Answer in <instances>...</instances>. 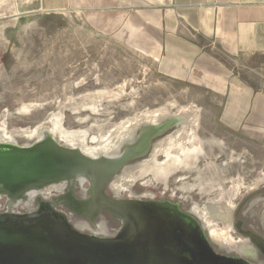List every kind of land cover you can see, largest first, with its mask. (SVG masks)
I'll use <instances>...</instances> for the list:
<instances>
[{"label":"rangeland","instance_id":"obj_1","mask_svg":"<svg viewBox=\"0 0 264 264\" xmlns=\"http://www.w3.org/2000/svg\"><path fill=\"white\" fill-rule=\"evenodd\" d=\"M1 3L0 124L5 122L7 132L31 128L61 113L65 129L91 127L86 144L100 146L116 137L122 120L141 111L171 103L174 111L192 106L198 112L195 136L201 156L191 161V168H179L166 180L151 175L139 179L133 191L155 195L141 200L170 201L189 211L195 204L220 216L218 210L233 206V238L243 239L235 229L236 221L244 230L252 227L264 234V138L257 139L246 130H229L219 121L223 108L209 102L211 93L157 73L155 62L125 40L122 30L98 32L83 25L79 17L60 12L5 18L17 12L12 11L11 0ZM45 103L50 105L40 106L31 115L20 112L23 106L36 108ZM16 141L19 146L33 142ZM86 188V184L72 187L57 197L75 198ZM121 198L131 199L127 193ZM7 203L6 196L0 195V212ZM64 209L73 221L78 220L76 212ZM99 222H106L109 233L118 230L106 215H100ZM218 226L223 227L221 222Z\"/></svg>","mask_w":264,"mask_h":264},{"label":"water","instance_id":"obj_2","mask_svg":"<svg viewBox=\"0 0 264 264\" xmlns=\"http://www.w3.org/2000/svg\"><path fill=\"white\" fill-rule=\"evenodd\" d=\"M50 12L57 10L5 18ZM179 123L175 118L142 126L136 139L114 159L83 155L49 136L29 145L0 143V195L8 203L55 183H68L70 192L72 182L83 177L88 183L86 196L72 198L69 209L92 221L99 212L108 211L120 222L113 236L98 237L74 227L59 210L63 204L59 197L36 199L31 211L13 212L8 207L0 212V264H252L238 255L216 252L200 221L177 203L122 199L106 193L117 173L149 155L153 143ZM243 234L259 241L250 232Z\"/></svg>","mask_w":264,"mask_h":264},{"label":"crops","instance_id":"obj_3","mask_svg":"<svg viewBox=\"0 0 264 264\" xmlns=\"http://www.w3.org/2000/svg\"><path fill=\"white\" fill-rule=\"evenodd\" d=\"M11 1L17 13L57 10L98 32L122 30L157 73L211 93L229 130L264 138V0Z\"/></svg>","mask_w":264,"mask_h":264},{"label":"bare ground","instance_id":"obj_4","mask_svg":"<svg viewBox=\"0 0 264 264\" xmlns=\"http://www.w3.org/2000/svg\"><path fill=\"white\" fill-rule=\"evenodd\" d=\"M44 105H50V103L41 104L36 108L23 106L20 112L28 116L40 108V106ZM173 107L174 104L172 103L166 104L152 110L141 111L134 117L122 120L118 126L116 137H112L106 144L100 146H88L86 144V136L91 127L86 131H69L65 129L62 125L61 113L50 115L37 122L31 128L19 129L12 132H7L6 124L2 122L0 124V143L18 145L16 141L17 138L36 142L49 136L60 145L75 149L83 155L92 158L114 159L121 155L123 149L136 139L139 128L142 126L157 125L164 121L178 118L180 123L174 128V132L163 138L157 139L153 143L152 151L149 156L143 160L140 159V161L138 160L137 162L126 165L120 173H117L109 182L108 191L116 198H121L124 193H127V196L131 199H140L144 197L153 199L155 196L154 194V196L149 193L137 195L133 191L135 182L147 175H151L154 179L166 180L173 171L179 168H191V161H194L202 154V148L196 144L197 139L195 136L197 130V110L192 106H184L174 111ZM158 157H162L163 160L158 162ZM75 183L83 188V185L87 184V181L83 177H78L72 182L73 187ZM238 184L235 183L234 186L237 188ZM68 185V183L61 182L48 185L39 190L28 191L23 199H19L13 203H7V208H11L13 212H21L22 210H24V212L31 211L36 199L50 201L64 193L65 189L69 187ZM200 188L202 192L205 191L203 186H200ZM234 191L237 192L236 189ZM86 192V190L82 189L81 195L85 196ZM225 206H227V204ZM232 209L233 206L221 208V210L216 209L219 214H222L220 216L214 214L215 212L208 210L206 207L201 209L198 205L194 204L190 208V213L200 219L198 220L202 224L204 231L219 249L227 251L228 253H240L242 252L243 245L247 243V240L235 239L230 234L233 229L231 225ZM68 219L74 227L81 232L90 231L94 235L107 237L110 235L102 222L93 227L88 222L79 219L75 221H73L71 217ZM219 222L222 223L223 227L218 226Z\"/></svg>","mask_w":264,"mask_h":264},{"label":"flooded vegetation","instance_id":"obj_5","mask_svg":"<svg viewBox=\"0 0 264 264\" xmlns=\"http://www.w3.org/2000/svg\"><path fill=\"white\" fill-rule=\"evenodd\" d=\"M151 151H152V149H151ZM151 153V152H150ZM147 156H149V155H147ZM147 156H145V157H143V158H140L141 160H143V159H145ZM140 159H138L139 161H140ZM134 162H137V160H135V161H133V162H131V163H134ZM130 163V164H131ZM86 185H88V183L86 184ZM74 187L76 188V189H80V186L77 184V183H75L74 184ZM73 187V188H74ZM68 188L69 187H67L66 189H65V191L64 192H68ZM86 190H87V188H86ZM80 191V190H79ZM106 193L108 194V189L106 190ZM63 194V193H62ZM110 194V193H109ZM86 196V195H85ZM85 196H82L81 195V192H80V195L79 196H76L75 198L73 197V199H75V200H80V199H82V198H84ZM71 199L72 198H69V197H67L66 199H64L63 200V204L61 205V207H59V210H61V211H63L66 215H67V217L69 218V217H71V215L70 214H68L66 211H65V209L64 208H66L68 211L70 210L69 209V203H70V201H71ZM178 204V203H177ZM182 210H184V211H188V210H185V209H183L182 207H180ZM64 209V210H63ZM6 210V209H5ZM5 210H3V211H5ZM190 212V211H189ZM192 214V213H191ZM100 215H106V216H108V217H110L111 219H112V221H113V223H114V225H118V229H119V227H120V222L110 213V212H108V211H102V212H100L98 215H96V217L94 218V220L92 221V220H90V219H88L87 217H85V216H81V215H79V214H77V213H74V217H75V219H79V220H81V221H85V222H88L91 226H96L98 223H97V219L98 218H100ZM192 215H194V214H192ZM194 217H196V216H194ZM72 218V217H71ZM197 219H199L198 217H196ZM200 220V219H199ZM100 223V222H99ZM104 225H105V227H106V222H102ZM231 225H232V227H234L233 226V224H232V221H231ZM242 224H241V222L240 221H236L235 222V229H236V231L242 236V238L243 239H240V240H247V243L246 244H244L243 245V247H242V252H240V253H237V252H235V253H232V252H227V251H224V250H221V249H219L217 246H215V244H212V246H213V248L215 249V251L216 252H218V253H220V254H224V255H228V256H240V257H242V258H244V259H246L247 261H249L250 263H252V264H264V246L262 247V243L264 244V234H261V233H258L255 229H253L252 227H248V230H244V229H242V226H241ZM106 230H107V232H108V234H110V235H108V237L109 236H113L114 234H115V232L114 233H109V231H108V229H107V227H106ZM246 232H250V233H252V234H254L257 238H259V243L257 242V243H255V242H253L251 239H249L248 240V238L243 234V233H246ZM83 233H86V234H89V235H94V234H92L90 231H87V232H83ZM95 236H98V237H107V236H102V235H95ZM261 240V241H260ZM260 242H262V243H260Z\"/></svg>","mask_w":264,"mask_h":264}]
</instances>
